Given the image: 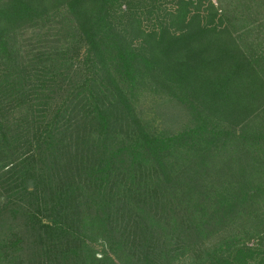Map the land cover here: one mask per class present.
<instances>
[{
    "label": "trees",
    "instance_id": "trees-1",
    "mask_svg": "<svg viewBox=\"0 0 264 264\" xmlns=\"http://www.w3.org/2000/svg\"><path fill=\"white\" fill-rule=\"evenodd\" d=\"M0 264H264V0H0Z\"/></svg>",
    "mask_w": 264,
    "mask_h": 264
},
{
    "label": "rangeland",
    "instance_id": "rangeland-1",
    "mask_svg": "<svg viewBox=\"0 0 264 264\" xmlns=\"http://www.w3.org/2000/svg\"><path fill=\"white\" fill-rule=\"evenodd\" d=\"M160 122L164 127L171 128L179 123L180 119L182 118V114L176 108V106L169 105L166 112H160Z\"/></svg>",
    "mask_w": 264,
    "mask_h": 264
}]
</instances>
